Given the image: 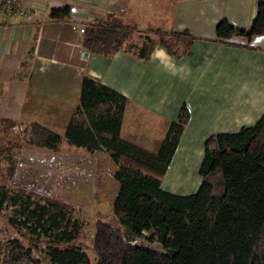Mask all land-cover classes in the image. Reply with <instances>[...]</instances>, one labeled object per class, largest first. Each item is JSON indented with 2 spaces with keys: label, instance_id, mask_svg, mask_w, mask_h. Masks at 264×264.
Instances as JSON below:
<instances>
[{
  "label": "trees",
  "instance_id": "1",
  "mask_svg": "<svg viewBox=\"0 0 264 264\" xmlns=\"http://www.w3.org/2000/svg\"><path fill=\"white\" fill-rule=\"evenodd\" d=\"M71 10L69 5L51 9L48 19L68 20ZM135 31L109 14L83 27V46L111 57ZM151 34L177 57L189 51L193 40L160 30ZM258 35H264V1L249 27L228 19L216 26L218 40L228 45ZM126 102L111 87L84 77L76 115H86L89 124L73 118L65 132L70 146L92 154L104 147L116 167L113 214L119 226L96 223L95 264H264V113L238 132L210 135L201 184L196 192L179 195L161 183L188 124L187 107L182 106L159 147L149 150L121 137ZM0 129L18 132L29 145L61 150L62 136L38 122L3 120ZM16 170L17 161L8 157L0 178V217L15 235L0 238V264H94L80 242L87 222L60 198L13 187Z\"/></svg>",
  "mask_w": 264,
  "mask_h": 264
},
{
  "label": "crops",
  "instance_id": "2",
  "mask_svg": "<svg viewBox=\"0 0 264 264\" xmlns=\"http://www.w3.org/2000/svg\"><path fill=\"white\" fill-rule=\"evenodd\" d=\"M262 1L152 0L148 7L145 0H25L0 26V121L38 122L60 127L63 135L73 118L88 125L76 108L83 78L90 77L126 97L121 137L156 150L185 105L190 118L161 185L192 194L202 181L205 140L238 132L264 113V35L234 39L241 45L216 36L221 19L249 27ZM65 5L72 8L70 19H48L51 9ZM109 14L137 31L106 57L84 48L82 31ZM157 30L192 37L189 51L171 55L151 34ZM71 148L79 159L94 157L97 167L108 154L104 147L93 154ZM112 180L116 196L119 184Z\"/></svg>",
  "mask_w": 264,
  "mask_h": 264
},
{
  "label": "rangeland",
  "instance_id": "3",
  "mask_svg": "<svg viewBox=\"0 0 264 264\" xmlns=\"http://www.w3.org/2000/svg\"><path fill=\"white\" fill-rule=\"evenodd\" d=\"M145 1L148 7H152V0ZM54 131L63 139L61 150L57 153L29 145L19 137L18 132L10 131L4 134L0 129V178L6 173L7 159L11 156L17 161L13 187L49 194L67 202L74 213L87 222L80 242L88 250L95 264L96 255L91 248L96 223L107 221L113 226H119L113 214L116 187L112 176L116 167L108 154L103 155L102 166L98 167L94 157H91V160H82L79 155H71L72 148L65 141L63 130L56 127ZM199 176L198 172V178ZM14 235V231L0 217V238Z\"/></svg>",
  "mask_w": 264,
  "mask_h": 264
},
{
  "label": "built area",
  "instance_id": "4",
  "mask_svg": "<svg viewBox=\"0 0 264 264\" xmlns=\"http://www.w3.org/2000/svg\"><path fill=\"white\" fill-rule=\"evenodd\" d=\"M25 0H0V26H2L4 19L14 11H19L24 8ZM73 30H80L77 24L72 25Z\"/></svg>",
  "mask_w": 264,
  "mask_h": 264
},
{
  "label": "water",
  "instance_id": "5",
  "mask_svg": "<svg viewBox=\"0 0 264 264\" xmlns=\"http://www.w3.org/2000/svg\"><path fill=\"white\" fill-rule=\"evenodd\" d=\"M88 56V53L87 52H85V54H84V57H87Z\"/></svg>",
  "mask_w": 264,
  "mask_h": 264
}]
</instances>
